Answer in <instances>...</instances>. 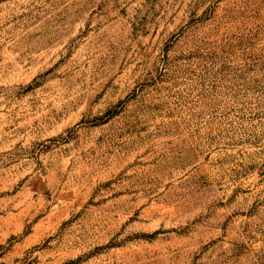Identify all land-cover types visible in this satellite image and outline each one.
<instances>
[{"label": "rangeland", "instance_id": "obj_1", "mask_svg": "<svg viewBox=\"0 0 264 264\" xmlns=\"http://www.w3.org/2000/svg\"><path fill=\"white\" fill-rule=\"evenodd\" d=\"M0 264H264V0H0Z\"/></svg>", "mask_w": 264, "mask_h": 264}]
</instances>
